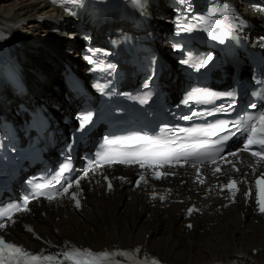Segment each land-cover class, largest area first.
I'll list each match as a JSON object with an SVG mask.
<instances>
[{
  "label": "bare ground",
  "instance_id": "obj_1",
  "mask_svg": "<svg viewBox=\"0 0 264 264\" xmlns=\"http://www.w3.org/2000/svg\"><path fill=\"white\" fill-rule=\"evenodd\" d=\"M47 12L45 2L41 0H0V21L12 23L13 27L30 22V32L36 39L44 37L42 33L45 31L42 32V25L37 20ZM46 33L49 36L44 42L46 46L50 44L51 50L42 49L34 59L27 57V77L33 82L36 93H51L54 97L58 91L53 87L60 75V61L65 57L62 48L66 41L58 40L48 31ZM35 68L46 79H36L32 74ZM88 203L90 209L82 214L73 215L67 211L39 218V230L56 239L84 242L95 249L111 243L123 246L144 244L163 259L177 264H233L235 261L264 264V222L255 225L248 218L242 222L238 215L239 206L219 218L198 220L196 230L187 232L174 209L162 213L150 211L136 195H132L130 201L124 193L114 197L94 196L89 197ZM55 228L59 229L58 236L53 234ZM257 247L263 248V252L255 256L252 252Z\"/></svg>",
  "mask_w": 264,
  "mask_h": 264
},
{
  "label": "snow or ice",
  "instance_id": "obj_2",
  "mask_svg": "<svg viewBox=\"0 0 264 264\" xmlns=\"http://www.w3.org/2000/svg\"><path fill=\"white\" fill-rule=\"evenodd\" d=\"M55 2V0H54ZM145 4H146V0H145ZM177 30L180 31V30H183L184 32H188L191 30V26L187 24V22H185V24L183 25H177ZM190 38V37H189ZM264 39V38H262ZM174 47H179V41H177V44L174 46ZM87 59H89V61L91 62V58L88 57ZM213 60V56L211 54L207 55L205 57V61L200 64L199 67H204L205 64L208 62V61H212ZM181 64H186L187 63V60L186 59H181L180 61ZM215 66V65H214ZM199 70V69H197ZM147 87V84L145 85ZM225 95H230V94H225ZM184 103H187V101H184ZM252 108H255L256 107V104L253 102L251 105H250ZM232 107V104H231V100L229 101V104L225 105L224 106V109H228V108H231ZM197 115V113H191L189 115H184L181 117V119H184V120H189L191 119L193 116ZM78 120H81V123H80V126L78 127L77 129V132L81 133L82 136H87L90 132H91V127L88 128L87 130H84V121H90L91 120V114L88 113V114H84L82 113L80 116L77 117ZM249 119H258L260 121V125H261V128L262 130H264V111H260L259 112V116L258 117H249ZM221 125H223V122H221ZM94 126V124H93ZM233 127H237V125H233ZM179 131H184L183 129H180ZM253 133L256 131L255 128L252 129ZM254 139H253V136L252 135H249L246 137V142L243 143V147L240 149V151H249L251 149V146L254 144ZM258 143L262 146H264V139H261L258 141ZM68 151L71 150V144H69L68 146ZM238 155V152L235 151V150H232V151H229V152H226L225 153V158L227 156H237ZM251 155L253 157H258L259 160L261 161H264V147L261 148L260 151H251ZM121 163H123L124 161H120ZM140 164H141V167L144 166V161H139ZM213 163H215V159H213L212 161ZM193 167L195 168L196 167V163L193 162ZM216 172H219L220 171V168L217 167L215 169ZM161 175H163L162 173H157L156 174V179H160ZM107 179V177L105 178ZM121 179H123L121 177ZM140 179H144L143 176L140 177ZM201 183H203V181H201ZM77 184H78V181H77ZM236 185H237V181L235 180H232L230 183H228L227 185H225V187H227L229 190H232V191H235L236 190ZM137 186H139V181H137ZM108 190L111 191L112 189V185H111V182L109 181L108 185ZM71 188V184H69L67 187L64 188V192L67 193L69 191V189ZM56 196L55 195H51L48 197L49 200H53L55 199ZM73 200L75 201V207L77 209H79L81 207V204H80V201L79 199H77L75 196H73ZM23 211H28L27 208H24ZM193 211V209H189V212L191 213ZM260 212L262 214H264V202L261 203L260 205ZM0 227H6V225L4 224H0ZM188 228H191L192 225L191 224H188L187 225ZM0 246H2L4 249H7L8 251L12 252V253H17V254H22V249H20L18 246L16 245H13V244H8L6 243L4 240L0 239ZM24 255H28L27 253H23ZM85 255H87L88 257H99V258H107L110 254L107 253V252H101V253H93L91 251H87L86 253H84ZM120 254H124V253H120ZM64 255L68 258V259H75L77 256L81 255V250H77L75 253H64ZM33 259H39V257L37 256H32ZM49 260L52 259V257H48ZM77 264H89V262H77ZM91 264H96L95 261L91 262ZM152 264H159V261H153Z\"/></svg>",
  "mask_w": 264,
  "mask_h": 264
},
{
  "label": "rangeland",
  "instance_id": "obj_3",
  "mask_svg": "<svg viewBox=\"0 0 264 264\" xmlns=\"http://www.w3.org/2000/svg\"><path fill=\"white\" fill-rule=\"evenodd\" d=\"M6 1V0H5Z\"/></svg>",
  "mask_w": 264,
  "mask_h": 264
}]
</instances>
